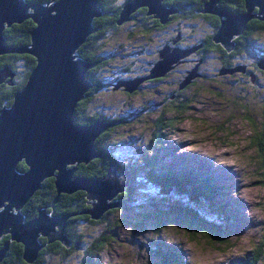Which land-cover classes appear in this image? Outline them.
Wrapping results in <instances>:
<instances>
[{
  "label": "rangeland",
  "instance_id": "rangeland-1",
  "mask_svg": "<svg viewBox=\"0 0 264 264\" xmlns=\"http://www.w3.org/2000/svg\"><path fill=\"white\" fill-rule=\"evenodd\" d=\"M175 8L178 15L163 29L149 27L150 31L143 34L140 29L145 28V21L141 18L134 27L130 22L112 36L106 46L105 70L95 73L103 86L88 106V114L106 122L115 121L99 141L102 147L114 144L109 157L118 165L128 164L134 176L142 174L149 160V165L153 163L155 168L161 165L165 170L179 171V167L191 165L197 171L202 169L199 177L206 174L212 180L211 185L222 183L221 198L230 203L222 209V218L232 214L238 225L233 224L232 232L221 241L203 230L189 229L188 233L183 229L186 227L168 222L173 219L172 214L145 216L130 207L126 202L129 198L124 197L133 195L130 187L124 193L121 191L124 194L121 207L111 208L102 220L95 222L85 213L87 219L73 220L72 225L70 222L71 237L76 244L68 236L70 245H63L61 252L46 253L41 264H160L150 250L153 243L162 247L166 244L167 249L179 251L181 264H236V258L252 256L253 248L261 239L264 188L256 181L260 177L264 182L263 167L259 163V159L264 161V75L254 66L257 55L252 51L243 52L246 49L243 47L226 58L214 47L200 51L201 41L217 29L211 23L202 24L200 17L190 19L192 14L182 15L178 6ZM177 26L182 28V33L176 46L190 48L200 44L201 47L188 53L165 76L144 79L140 83L142 88L132 93L122 86L114 89L119 80L148 73L152 62L159 58L157 50L176 35ZM261 38L264 42V34ZM260 49V55L264 56V46ZM200 57L203 64L197 72L202 76H196L186 88L179 89L178 83ZM243 65L245 72L238 69ZM133 151L137 152L136 156ZM183 152V157L172 162ZM144 156L148 160H142ZM109 157L103 155L89 162L97 168L100 167L98 160L108 161ZM169 163L173 165L165 167ZM137 187L140 186H134V193ZM149 189L144 186L139 193ZM33 198L39 207L43 205L42 191ZM90 208L88 204L86 210ZM212 212L217 215L211 209ZM162 222L168 224L161 226ZM94 242L104 243L98 254L89 248ZM255 264H264V256Z\"/></svg>",
  "mask_w": 264,
  "mask_h": 264
},
{
  "label": "water",
  "instance_id": "water-1",
  "mask_svg": "<svg viewBox=\"0 0 264 264\" xmlns=\"http://www.w3.org/2000/svg\"><path fill=\"white\" fill-rule=\"evenodd\" d=\"M219 2L207 0L198 11L218 18L213 42L231 52L235 48V37L243 33L250 20L264 21V0H244L242 12L220 6ZM141 7L162 25L177 12L175 5L166 4L164 0H129L121 7L117 25L131 21L132 14ZM100 15L99 0H51L45 4L0 0V55L28 53L36 61L24 87L14 94L12 104L0 109V238L9 234L12 240L21 243L22 257L27 264L37 260L47 242L60 241L65 247L70 245L68 236L64 234L65 217L56 218L47 213L46 206L38 207L36 216L32 218L28 219L23 214L22 208L36 191L43 188L45 179L54 178L57 195L85 191L91 208L84 213L94 220L102 218L107 210L120 206L118 200L112 199L129 184V171L126 169L117 174L113 163L101 179L73 178L76 164H87L100 155L94 139L112 124L97 119L82 126L74 121L77 103L92 86L86 78L91 64L77 56L76 51L96 30L93 20ZM26 19L35 24L30 33V44L18 48L6 45L4 29ZM180 34L178 30L171 42L175 44L181 38ZM176 45H162L157 51L159 58L152 63L148 73L119 80L114 89L122 86L132 93L142 88L140 83L144 79L165 76L188 53L201 47L200 44L190 48ZM200 61L178 83L179 89L186 88L199 76ZM258 66L264 72V56H261ZM7 76L13 77L8 67L0 70V83ZM20 161L25 162L27 169H18ZM184 182V177L182 181L168 179L166 183L170 187L155 196L148 195L142 204L135 206L136 211L155 217L162 216L163 212L177 213L179 217L174 222L190 228L187 223L195 224L192 220H198V217L176 209L175 203L179 200L172 195L173 188ZM140 189L137 187L136 195ZM56 201L57 197L51 204L52 209ZM40 236L47 238L45 244L39 241ZM8 248L9 240L0 247V263Z\"/></svg>",
  "mask_w": 264,
  "mask_h": 264
},
{
  "label": "trees",
  "instance_id": "trees-1",
  "mask_svg": "<svg viewBox=\"0 0 264 264\" xmlns=\"http://www.w3.org/2000/svg\"><path fill=\"white\" fill-rule=\"evenodd\" d=\"M26 1L45 4L50 2L51 0H26ZM127 1L129 0H99V6L102 11V15H100L99 17L93 20L94 27H96V30L90 35H88L86 41L76 51L77 56L82 57L83 59L88 61V63L91 64V66L87 69L86 78L92 83V86L86 92L85 97L82 98L75 107L74 121L78 125L86 126L89 125V123L91 124L94 120L103 119L94 115H89L88 106L94 101L95 96L97 95L96 92L99 91L103 86V81L98 79L97 76L95 77V73L105 70L104 66L106 64V59H107L106 57H108L106 46L108 45L109 41L112 39V36H115V34H117L124 25L130 22H133L132 24L136 25L135 22L141 18L143 21H145L144 22L145 28L140 29L141 33L143 34L150 31L148 29L149 27H154L157 28L155 30H158L160 28L161 29L165 28L167 25V24L164 25L160 24L157 19H154L151 15H148L146 13L147 9L144 7L137 9L132 14V21L123 23L121 25H117L116 21L119 17V12L121 10V7ZM206 1L207 0H164V3L178 6V9L180 10V14L183 15L185 13H190L192 14L190 19H195L197 17H200L203 22L211 23L214 29H217L218 18L216 16L211 14L203 15L198 11L203 7V4ZM219 5L225 6L226 8L230 7L235 12H242L245 9L244 0H220ZM175 15L178 14H174L170 16L169 20L171 22L175 18ZM34 26L35 24L31 19H26L22 23L13 24L10 27H6L3 33L5 38V44L13 48L29 45L31 41L30 33L31 30L34 28ZM181 29L182 28L180 26H177L176 31L178 30L181 31ZM244 31L246 32V34H248L247 37L250 39V42L253 43L256 42L257 40L262 41L261 35L264 34V22L257 19H252L247 23V27L245 28ZM213 35L214 34L212 33L206 39H204V42L201 41L202 47L200 48V51L206 50L209 47L210 48L214 47V49L219 51L222 56H224L225 58L226 56L229 57L231 55L230 52L229 55L228 53H226L227 51H225V49L221 47V45L213 42L212 39ZM172 38L173 36L168 38L165 43L171 44ZM239 38L240 36L236 37L234 40L236 51H239L243 47L242 44H244L245 42V40L240 41ZM252 43L248 45L249 47L251 46V48L253 47ZM35 62H36L35 58L28 53L9 52L0 55V70L8 67L10 71L13 73V77L10 78L9 76H7L5 80L0 83V109L3 106L10 105L11 102L13 101L14 94H16L17 91L21 90L24 87L31 70L35 65ZM9 81H12V83H10ZM106 132L107 130H105L98 137H96L94 141L95 148L97 152L100 153V155L97 157H102L103 155H108L109 157V154L113 150L114 144L106 147H102L103 144L99 141L100 138H104ZM133 155L136 156L137 152L133 151ZM144 158L145 156L141 157L142 160ZM109 159L110 160L108 161H105L104 158L98 160V164H100V167H97V165H95V167L97 168H93L92 161L87 164L84 163L76 164V169L73 174V178L80 177L85 179H101L106 175L107 169L112 165V163L115 164L117 173H121L122 171L127 169L129 171L130 178H129V184L126 187V189L123 191V193L127 191L130 187H132L133 195L124 196V194L120 192L119 194H117L116 199H120L122 196H124L125 198H129L126 200V202L130 207H135V206L137 207L147 199L148 195L155 196L161 193L164 189L170 187V185L166 183L168 179L170 181H174L175 179L182 181V177H184L185 182L179 183L178 186H175L173 188L172 195L175 199L179 200L178 203H175V206H177L176 209H179V211L182 212L186 211L192 215L197 216L198 220H192L194 221L195 224L188 222L187 225L190 226V228H183V229H185L188 233L191 232L189 231V229L199 230V231L203 230L213 239L217 238L220 241L222 239H225L226 236L223 237L224 235H227L228 233L232 232L230 228L233 227L232 225L234 224V216L229 214L227 218H222V216L224 215L223 214L224 207L228 205H224L222 200L220 201L223 203V205L217 203L219 201L218 199H215L216 198L215 192L217 189L216 188L217 185L214 184L211 185L212 180L209 176H205L204 179L202 177H199V173H203L202 169L200 172L195 170V168L191 167L190 165L188 170H183V171H177L174 169L165 170L161 168V165L160 166L158 165L159 166L158 168H155L153 163H150L149 165V160L145 158L148 161L145 162L146 165L142 168V172H141L142 174H140L141 176L140 175L134 176L132 168L128 164L118 165L113 158L109 157ZM259 163L263 167V176H264V161H261V159H259ZM172 165L170 166L164 165V166L171 167ZM17 166L18 169H20L21 171L27 169V166L24 161H20L17 164ZM150 170L153 171V174L150 173ZM171 175L173 176L171 177ZM167 176H170V178H168ZM256 182H258L260 186L264 188V182L260 181V177ZM42 184H43V188L35 192V194H37V192L42 191L44 194L45 200L42 199L43 205L40 207L46 206L47 207L46 212L53 215L56 218H63V217L66 218L64 234L69 236V238L72 241V244L75 245L77 241L71 237L70 228L73 220L75 221L77 219L86 218L87 216L84 213L87 208V205L89 204L87 202L86 192L82 190H77L72 194L61 193L57 195L54 189L55 187H54L53 177L45 179L42 182ZM136 184L142 188L144 186H147L150 189L145 191L144 193L140 192L139 194L136 195V192L134 193V186ZM55 197H57V201L55 202L54 208L52 209L51 204L53 203ZM116 199H113L112 201H115ZM121 202H123V199L119 201L120 204ZM36 203H37L36 200H34V198L32 197V199H30L22 208L23 214H25L28 219L36 216L37 214L36 208L37 206H39ZM209 208L214 210V213H217V215H214L213 212L211 213V209ZM108 212L110 213V209L107 210L103 214L102 218L98 219L97 221L102 220ZM171 213L173 214V212L170 213L163 212L162 214L169 215ZM73 215H76V217H71ZM173 216H174L173 219L168 220V222L170 221L172 222V224L175 223L174 220L175 219L177 220V218L179 217L177 213L173 214ZM154 223L157 224L156 221ZM166 224L168 223L167 222L160 223L161 226H164ZM220 230H222L221 233H219ZM262 236H264V228H263ZM262 236L261 239H259L258 243L253 248L252 256L249 257L246 256L245 258L239 259L236 261V264H255L256 261H258L264 256V249L262 248L264 243L262 241ZM9 239H10L9 234L3 235L0 238V247L4 245V243ZM39 241L42 244L43 243L45 244L47 242V238L40 236ZM57 242L46 243L45 244L46 246L40 250L39 256L33 264H41L43 262V257L46 255V253H49L51 250L55 252H61V250H63L61 249L63 245H61V242L59 241ZM102 243L103 242L101 243L94 242V245H90L89 248L93 252L98 254V251L102 247L101 245ZM166 247H167L166 244L164 245V247L156 243L151 244L150 250L152 251L153 257H157L159 261L162 262V264H181L182 258L178 254L179 251L175 252L170 249H167ZM22 248L23 247L21 243H18L16 241L10 242L9 240V248L7 250L6 256L4 257L5 258L4 262L7 261V258H10L7 264H11V261L12 264L13 263L27 264L22 257L23 254ZM160 248H163V250H161ZM89 264H93V263H89Z\"/></svg>",
  "mask_w": 264,
  "mask_h": 264
},
{
  "label": "flooded vegetation",
  "instance_id": "flooded-vegetation-1",
  "mask_svg": "<svg viewBox=\"0 0 264 264\" xmlns=\"http://www.w3.org/2000/svg\"><path fill=\"white\" fill-rule=\"evenodd\" d=\"M228 8V7H227ZM229 9H231L230 7H229ZM232 10V9H231ZM202 14V13H201ZM204 14H208V13H203V15ZM257 20H259V19H257ZM260 21H262V20H260ZM264 22V21H263ZM172 22L169 20L168 22H167V25L166 26H168L169 24H171ZM205 22H202V24H204ZM131 26H133L134 27V25L132 24ZM247 27V26H246ZM240 36V38H239V40L241 41H244L245 40V42H244V44H242L243 45V48H246V49H244V51H252L253 53H256L255 54V56L257 55V58L253 61L254 62V66L256 67H258L261 71H262V73H263V75H264V72H263V70L258 66V62H259V60H260V58H261V56H260V54H261V52H262V50L260 49L262 46H264V42H250V39L247 37L248 36V34H246V32L245 31H243V33L242 34H240L239 35ZM239 36H237V37H239ZM258 38V37H257ZM253 44V47H255V48H251V47H249L248 45H250V44ZM249 47V48H248ZM236 51V48L234 49V50H232L231 52H230V54H232V53H234ZM226 53H228L229 54V52H226ZM229 54V55H230ZM226 57H228V56H226ZM198 60H201V64H200V66H202V64H203V58H199ZM185 61H187V60H184V62ZM241 67H243L242 68V72H245V65H243V66H241ZM200 68V67H199ZM200 70V69H199ZM201 71V70H200ZM200 76H202V73H200ZM251 81L252 82H254L255 81V79H254V77L252 76V79H251ZM39 206H37V208H38ZM36 208V209H37ZM61 249H62V247H61ZM4 260H5V258L3 259V261L0 263V264H4L5 262H4Z\"/></svg>",
  "mask_w": 264,
  "mask_h": 264
},
{
  "label": "bare ground",
  "instance_id": "bare-ground-1",
  "mask_svg": "<svg viewBox=\"0 0 264 264\" xmlns=\"http://www.w3.org/2000/svg\"><path fill=\"white\" fill-rule=\"evenodd\" d=\"M203 14V13H202ZM200 64H201V61L199 62V66H198V69H199V67H200ZM177 65V64H176ZM199 76H200V74H199ZM111 123H114V122H112L111 121ZM90 124V123H89ZM178 151H181L182 152V150L181 149H178ZM183 155H185V153L183 152V154H181L180 156H176L175 158H174V160L172 161V162H174L175 160H178L179 158H181V157H183ZM199 159V158H198ZM169 165H172V164H170L169 163ZM197 165V164H196ZM195 165V166H196ZM206 167V166H205ZM215 174H216V172H215ZM217 214V213H216ZM240 219V218H239ZM235 224V223H234ZM238 224H235V226H237ZM237 260H239V259H237Z\"/></svg>",
  "mask_w": 264,
  "mask_h": 264
},
{
  "label": "clouds",
  "instance_id": "clouds-1",
  "mask_svg": "<svg viewBox=\"0 0 264 264\" xmlns=\"http://www.w3.org/2000/svg\"><path fill=\"white\" fill-rule=\"evenodd\" d=\"M131 21H132V20H131ZM129 22H130V21H129ZM166 24H167V23H166ZM166 27H167V26H166ZM165 44H166V43H165ZM163 45H164V44H163ZM177 45H179V44H177ZM157 51H158V50H157ZM153 62H154V61H153ZM153 62H152V63H153ZM144 75H145V74H144ZM137 76H141V75H137ZM137 76H136V77H137ZM7 106H9V105H7ZM218 204H220V202H219Z\"/></svg>",
  "mask_w": 264,
  "mask_h": 264
},
{
  "label": "snow or ice",
  "instance_id": "snow-or-ice-1",
  "mask_svg": "<svg viewBox=\"0 0 264 264\" xmlns=\"http://www.w3.org/2000/svg\"><path fill=\"white\" fill-rule=\"evenodd\" d=\"M262 144H264V140H262Z\"/></svg>",
  "mask_w": 264,
  "mask_h": 264
}]
</instances>
